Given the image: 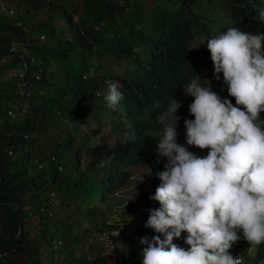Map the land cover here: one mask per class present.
<instances>
[{
    "label": "trees",
    "instance_id": "1",
    "mask_svg": "<svg viewBox=\"0 0 264 264\" xmlns=\"http://www.w3.org/2000/svg\"><path fill=\"white\" fill-rule=\"evenodd\" d=\"M197 1L22 0L24 15L0 11V264H142L147 245L140 238L163 239L145 227L149 210L160 207L150 199L160 179L135 193L136 203L147 206L139 223H109L104 216L130 164L158 165L153 149L163 137L157 134L160 112L179 97L177 89L186 82L180 75L164 99L147 102L143 96L154 82L137 66L154 58L148 44L161 43L155 57L165 50L180 52L188 34L203 28L208 11L223 15L237 5L240 20L248 22L257 3L204 0L218 9L195 10ZM125 29L137 36L131 55L123 54L116 40ZM13 43L24 53L12 49ZM121 59L126 60L123 83H118L123 99L112 109L104 96L115 81L112 63ZM123 120L135 130L134 141L124 142L129 129ZM102 126L117 131L116 137L88 146ZM123 210L129 213V205ZM103 229L113 232L105 237L111 251L101 253L98 246L93 250L92 242L101 241L92 233ZM238 235L244 249L248 241ZM186 236L182 233L173 243L187 250ZM253 250L251 261L264 264V244Z\"/></svg>",
    "mask_w": 264,
    "mask_h": 264
},
{
    "label": "clouds",
    "instance_id": "2",
    "mask_svg": "<svg viewBox=\"0 0 264 264\" xmlns=\"http://www.w3.org/2000/svg\"><path fill=\"white\" fill-rule=\"evenodd\" d=\"M236 7L223 15L208 11L226 18L215 23L207 15L203 28L188 34L180 52L165 50L155 57L161 43L148 44L154 58L137 66L154 82L143 96L147 102L164 99L170 84L180 75L186 78L177 89L179 97L159 115L157 134L163 137L153 149L158 165L145 164L144 173H150L145 191L156 178L161 180L156 191L150 190L151 202L158 201L160 207L149 210L145 227L163 239L140 238L147 245L142 264H244L253 247L264 244V1L257 0L248 22L240 20ZM123 33L116 40L123 54L131 55L137 36L127 29ZM186 95L192 116L181 121L176 115ZM122 99L118 82L109 85L107 106L116 109ZM122 122L129 129L124 142L134 141L132 125ZM177 123L186 125L184 133L177 134ZM191 145L209 151L197 156L188 150ZM160 156L167 163H160ZM161 168L165 170L158 174ZM146 209L139 205L138 218ZM239 232L248 241L244 249L238 246ZM182 233L187 250L173 243Z\"/></svg>",
    "mask_w": 264,
    "mask_h": 264
},
{
    "label": "rangeland",
    "instance_id": "3",
    "mask_svg": "<svg viewBox=\"0 0 264 264\" xmlns=\"http://www.w3.org/2000/svg\"><path fill=\"white\" fill-rule=\"evenodd\" d=\"M3 4H5V6ZM8 6L12 7L15 14L16 13H18L20 15L25 14L24 9L22 7V0H0V11L1 12L6 14V11H4L2 9V7L8 8ZM197 6H208L210 8L212 7V8L218 9L217 5H215L213 3L206 5L204 0L197 1V5H194L195 10H196ZM209 15L212 18V22H215V23L220 22L221 20L226 18V16L224 18H218L215 14H209ZM10 16H12V15H10ZM73 17H75V14L73 15ZM226 22H229V20H226ZM61 23H62V18H60L58 20V24H61ZM94 27H96V26H94ZM211 27H215V24L211 25ZM39 38H41V36H39ZM12 47H11L12 49H19L22 52V54L24 53L21 46H19V45L16 46L13 43ZM95 63H96V61L93 64H95ZM125 64H126V60H122V59L112 63V65H113L112 68L114 69V71L116 73V76L114 78V80H115L114 83H117V82L120 84L123 83V79H122L120 73H121L123 67L125 66ZM105 85H106V83H105ZM220 87H221V89H224L225 85H221ZM212 90H213V88H212ZM98 93H99V91H98ZM191 102L192 101L186 95L184 97L183 103L179 107V113H178V115H176L177 118H178V116H179V118H181V121L186 119V117H188V116H192L189 112V105L191 104ZM169 116H170V109L164 114V117L167 119L169 118ZM106 120H107V117H106ZM91 127H93V124H91ZM85 130H88V128H86ZM185 131H186V125H184V124L182 125L180 123H177V125H176L177 134L184 133ZM115 133H117V131ZM115 133H113L110 129L108 130L107 126H102L99 128V130H97L92 135L90 141L87 144H88V146L98 145L103 138H105L106 140H112L113 137H116ZM188 150L189 151L194 150L195 151L194 154L197 156H201V157L206 156L208 151H209L208 149L201 150L194 145H191V148ZM84 154L86 155V153H84ZM87 156H88V158L85 156V159H83V161L88 160L92 155L89 154ZM165 160L167 163L166 157L160 156L158 158V161H160V163H164ZM147 169H148V167L143 162H139V163H135V164L132 163L128 166L127 180L125 181V183L120 188H118L115 191V193H113V197H111L110 201L108 202L109 205L105 210L106 214L104 216V220L106 222L115 223V222L126 221L128 219H133L136 222L138 221L139 204H137L135 201V193H136V191L143 193L147 189V182L149 180V176L143 175L144 171H146ZM164 170H165V168H161L158 171V174ZM139 181H144V184L140 187L134 186V184L136 182H139ZM125 204L129 205V213H125L123 210V206ZM100 231H101V233H99V234L98 233H92V234H97L96 235L97 241H101L99 245L97 244L96 241L92 242L95 244V247L93 248V250L98 246V247H100L99 250L101 253L102 252H109V251H111V243L109 242L108 238H105V237H106L107 233H112L113 230L103 229ZM93 250H91V251H93ZM247 253H248V255H251L252 249H248ZM248 263L249 264H256V263H253L250 258L248 259ZM244 264H247V261Z\"/></svg>",
    "mask_w": 264,
    "mask_h": 264
},
{
    "label": "built area",
    "instance_id": "4",
    "mask_svg": "<svg viewBox=\"0 0 264 264\" xmlns=\"http://www.w3.org/2000/svg\"><path fill=\"white\" fill-rule=\"evenodd\" d=\"M2 9L4 11H6L7 15H12L13 14V9L11 7H8V8L2 7Z\"/></svg>",
    "mask_w": 264,
    "mask_h": 264
}]
</instances>
